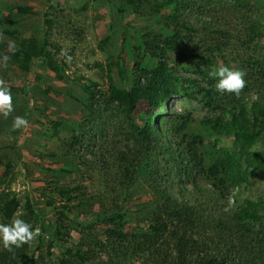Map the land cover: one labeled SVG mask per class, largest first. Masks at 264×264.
I'll return each instance as SVG.
<instances>
[{
	"label": "rangeland",
	"instance_id": "1",
	"mask_svg": "<svg viewBox=\"0 0 264 264\" xmlns=\"http://www.w3.org/2000/svg\"><path fill=\"white\" fill-rule=\"evenodd\" d=\"M251 1H256L263 7L259 21L261 26L258 29L261 34L251 41L248 36L240 33L244 27L240 14L225 4L197 5L198 12H195L196 14L189 20L193 22L198 32L192 33L183 29L178 38L180 48L192 57L195 63H201V57H210L205 54L207 44L223 43L220 52H215L216 59H213V65L215 67L227 65L246 73V86L238 96H235L242 99L248 107L261 91L264 95V77L257 74L258 68L255 64L256 58L264 56V0ZM121 2L122 0H0L1 19L14 20L13 24L0 28V42H5L9 46L12 42L16 44V37L20 34L36 37L39 41L46 43L47 50L54 53L60 63L65 61L68 65L64 79H59L52 71L46 69L44 71L42 67L34 66L31 78L27 82V95L22 91L21 81L6 82L3 79L5 71L0 65V81L12 88L14 108L8 117L0 115V158L4 163L11 162L8 175L3 174L5 165H0V198L3 193H15L20 199L21 206L13 220L20 218L34 225V217L24 210L27 197L38 210L39 220L55 219L53 205L46 204L47 197L43 195L45 193L52 196L56 205L62 204L63 199L58 194L59 190L69 185L71 187L80 186V192L83 193L82 197L73 201L72 207L75 212H79V207L89 209L86 205L82 206L84 198L97 200L90 212H99L103 206L102 201L99 202L97 197L109 192L112 182L122 180L126 189L119 190L118 202L125 209L136 211L130 225H135L137 221H140V225L143 223L146 225L148 222L143 220L144 206L142 204L151 199L154 190L150 184H146L148 177L145 173L134 168L136 164L145 161L155 168V175H157L155 177L169 179L168 190L179 199L182 198L181 189L183 188L186 190L183 192L186 196L185 200L198 199L211 204L217 201L215 203L218 206L227 209L238 207L245 199L264 198V170L253 171L247 182L231 185L229 182L217 183L209 179L206 173L193 175L200 170L196 169L192 173L195 185L182 182L185 171L179 170L177 165L181 159H178V163L168 162L173 159V156L182 154L189 170H193L194 166L187 152V144L190 137L196 135H201L203 139L202 143H197L196 149L199 156L203 158L204 168H207L212 161L211 158L215 155L216 138L205 121L208 118L217 117L220 111L210 110L198 100L178 95L171 97L167 104L157 110L162 115L159 116L161 124L156 134L161 137L164 144L163 147L159 146L153 150L148 155V160L144 157V153H138L133 143H128L127 115L116 108L118 106L116 102L106 104L112 95L108 73L111 72L113 81L118 86H123L127 82L122 80L124 78L121 79L123 75L129 82L133 66L131 50L132 46L139 42L138 31L144 33L141 29L153 27L155 23H158L156 32L169 34L174 25L166 21L164 16L151 11L152 0L143 2L138 7V12L131 9L121 12L118 9ZM168 12L166 10L164 14L167 15ZM198 14L202 20L212 19V26L208 24L207 28L214 27L212 30L229 31V39L220 36L219 32L211 33V30L207 32L202 30V23L197 21ZM4 29L19 33L11 36L4 32ZM134 32L137 33L134 34ZM106 37H109L108 43H100ZM122 37H131V42L122 41ZM121 48L124 49L122 54ZM63 53L71 56V61H68ZM120 54L124 60V71L118 70L116 65H112L109 70L108 63L112 61L118 63ZM164 59L174 72L182 77L198 81L197 84L188 82L183 87L194 85L207 87L206 82H201L199 75L191 68L185 69L181 66L176 53L169 52L168 57ZM35 63L38 66V62L35 61ZM152 63L153 66H157L159 62ZM262 64L264 65L263 61ZM201 67L205 71L210 70V67L204 68L203 65ZM35 74L42 75L41 82L33 79ZM215 82H212L214 87ZM90 83L97 85L94 89L96 99L92 103L97 112L102 111L103 117L101 120L94 121L92 127L85 126V147L75 145L71 150L68 145L71 140V131H74L76 135L80 122L88 114V108H86L88 97L82 85ZM225 94L231 95L230 93ZM229 107L228 104L225 108ZM226 115L230 118L228 113ZM17 116L27 119L29 126L13 130V120ZM171 119L176 120L177 127L185 124L184 130L173 131ZM55 131L56 134H54ZM232 141L233 137H220L218 146L229 147ZM165 147L169 151L173 150V153L168 154ZM110 150L112 154L107 153ZM91 151L97 153L101 151L105 154L106 159L102 160L103 164L98 168L102 172L95 170L94 166L97 165L91 157ZM118 151L129 154L128 159L133 162V167L131 166L129 170L130 174L126 173L124 162L115 158ZM253 151L264 153V134L253 146ZM83 155L93 160V166L79 164V156ZM69 163L77 165L79 170L76 171L74 168L71 173L58 170L62 166L70 169ZM167 168L171 171L168 177H166ZM127 175L128 178H125ZM137 211L140 212L137 214ZM83 217H85L84 214L81 218ZM43 223L45 225L44 235L41 232L42 224H37L33 229L39 228L40 235L28 243V253L30 256L35 255V259L40 252L42 255H47V241L52 238L54 230V227L46 222ZM85 224V222L79 224L78 228L71 230L69 243L72 245L79 243L82 236L81 230L85 229ZM61 246V243L57 242L56 247L53 248L57 256L65 251Z\"/></svg>",
	"mask_w": 264,
	"mask_h": 264
},
{
	"label": "trees",
	"instance_id": "2",
	"mask_svg": "<svg viewBox=\"0 0 264 264\" xmlns=\"http://www.w3.org/2000/svg\"><path fill=\"white\" fill-rule=\"evenodd\" d=\"M149 1L122 0L118 9L121 12L126 9L138 12V7L143 2ZM152 1L151 11L164 16L166 21L174 25V28L169 34H158L156 28L159 25L155 23L153 27L141 29L144 33L138 31L139 42L134 44L131 50L133 66L129 82L123 75L121 79L124 78L122 80L127 82L123 86H118L114 83L109 71L108 79L112 95L106 104L110 105L116 102L118 105L116 108L127 115L129 129L126 136L128 143H133L138 153H144L147 160L153 150L159 146L163 147L164 143L161 137L156 134L161 124L159 116L162 115L157 110L167 104L171 97L185 95L198 100L210 110L220 111L217 117L208 118L205 121L217 143L215 155L211 158L212 161L207 168L203 167V158L199 156L196 149L197 143H202L201 135L190 137L187 144V152L194 166L193 170H189L182 154L173 156V159L168 162L178 163V159H181L177 165L179 170L185 171L184 181H182L185 184L196 185L192 177V173L196 169L200 170L193 175L206 173L209 179L220 184L229 182L231 185H236L247 182L253 171L264 170V153L253 151V146L264 134L263 91L258 94L249 107L234 94H231L230 97L225 93H218L212 86V82L215 80L210 78L209 73L215 67L213 65V59H216L215 52H220L223 43L207 44L205 54L210 57H201V63H195L192 57L180 48L178 38L183 29L192 33L198 32L193 22L189 20L196 14L195 12H198L197 5L225 4L240 14L244 23L240 33L248 36L251 41L261 34L258 29L261 26L259 21L263 7L260 3L251 0ZM166 10L169 11L167 15L164 14ZM197 19L199 23H202V30L206 32L211 30V33L219 32L220 36L229 39V31L212 30L214 27L207 28L208 24L212 26V19L202 20L200 15ZM13 23V19L3 20L0 17V28ZM3 31L11 36H16L19 33L8 29ZM136 33L134 32V34ZM16 38L14 53L7 48V43L0 42V57L10 56L6 64L0 63L5 71L3 79L6 82L21 81L22 91L27 95V82L31 78L34 66L42 67L44 71L46 69L54 72L59 79L65 78L67 63L65 61L60 63L56 59V55L47 50L45 42L39 41L36 37L22 36L21 34ZM130 38L122 37V41L129 43L131 42ZM108 41L109 37H106L100 43L107 44ZM122 52H124L123 48H121V54ZM169 52L176 53L181 66L185 69L191 68L199 75L201 82H206L207 87L198 85L183 87L188 82L197 84L198 81L182 77L169 68L164 59L168 57ZM121 54L118 63L112 60L108 63L109 70L112 65H116L118 70L124 71V60ZM263 58L264 56H260L255 60L256 68H258L257 74L261 77H264ZM35 61L38 62V66ZM152 62L159 63L157 66H153ZM201 65L204 68L210 67L209 72L205 71ZM33 79L41 82L42 75L35 74ZM4 85L11 92L10 85ZM96 86L94 83L82 85L88 97L86 106L88 114L80 122V128L76 135L73 133L74 131H71V140L68 142L71 150L75 145L85 147V126L92 127L94 121L101 120L103 117L102 111L97 112L92 103L96 99L94 91ZM228 104L230 107L227 109L225 107ZM135 112L137 114H134ZM226 113L230 115V118H227ZM171 122L173 131L184 130L185 124L177 127L176 120L171 119ZM220 137H233L231 146H218ZM167 150L168 154L173 153V150ZM110 152L107 151L108 154H112L111 150ZM128 155L127 152L118 151L115 158L124 162L126 173L130 174L129 170L131 166L133 167V162L128 159ZM91 157L96 161L95 170L100 168L103 164L102 160L106 159L105 154L101 151L98 153L91 151ZM69 164L71 165L70 169L62 166L58 170L64 173H71L74 168L76 171L79 170L77 165ZM79 164L93 166L94 163L93 160L87 159L83 155L79 156ZM0 165H5L3 174L8 175L11 162L4 163L0 158ZM134 168L145 173V176L148 177L146 184H150L154 190L151 199L142 204L144 206L143 220L148 222L146 225L144 223L140 225V221H137L135 225H130L136 211L125 209L118 202L119 190L126 189L122 180L121 182H112L109 192L102 193L97 197L99 202L104 201V203L101 202L103 207L96 213L90 212L91 207L97 201L94 198H84L82 206L86 205L89 209L79 207V212H75L72 204L73 201L83 196V193L80 192L81 187L65 186L58 193L63 199L62 204L56 205L52 196L45 193L43 195L47 197L45 203L53 205L56 215L53 220H39L38 210L33 206L31 199L29 197L25 199L24 210L34 217L33 228L37 224H42L41 232L44 235L45 225L43 222L54 227L52 232V238H54L47 241V255H42L40 252L36 259L35 255L30 256L28 243L20 248L12 247L10 250L0 245V264H28L29 262L32 264H134L135 262L137 264H264V198L245 199L238 207L227 209L218 206L215 203L217 201L211 204L198 199L185 200L186 196L183 192L186 190L183 188V190L181 189L182 198L179 199L169 192V179L155 177L157 176L155 168L148 162L138 163ZM98 171L102 172L100 169ZM134 172L137 173V171ZM170 175L171 171L167 168L166 177ZM125 178H128V175ZM20 206L17 194L3 193L0 198V223L10 224ZM138 212L140 211H137V214ZM83 214L85 217L81 218ZM84 222L86 223L85 229L81 230L82 236L79 243L72 245L69 243L71 230L78 228V225L84 224ZM57 242H60L61 248L65 250L63 253L61 252L60 256H57L53 250Z\"/></svg>",
	"mask_w": 264,
	"mask_h": 264
},
{
	"label": "clouds",
	"instance_id": "3",
	"mask_svg": "<svg viewBox=\"0 0 264 264\" xmlns=\"http://www.w3.org/2000/svg\"><path fill=\"white\" fill-rule=\"evenodd\" d=\"M9 50L14 53L16 51L15 42L9 44ZM68 61H71V56L63 53ZM10 56L4 55L0 57V63L6 64ZM246 73L243 70L233 69L227 65L213 67L209 73L210 78L215 82V90L218 93H230L239 95L241 90L246 86ZM13 97L3 81H0V115L8 117L13 111ZM29 121L24 117H15L13 120V130L27 128ZM40 235V229H33V226L23 219L16 218L10 224L0 223V245L6 249L12 247L20 248L24 244L30 243Z\"/></svg>",
	"mask_w": 264,
	"mask_h": 264
}]
</instances>
